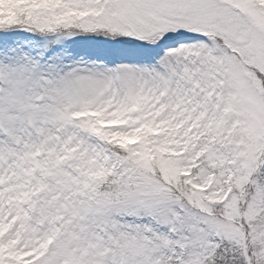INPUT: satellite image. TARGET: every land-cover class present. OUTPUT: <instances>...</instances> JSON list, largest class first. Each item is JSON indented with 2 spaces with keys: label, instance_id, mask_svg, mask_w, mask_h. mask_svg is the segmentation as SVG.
<instances>
[{
  "label": "snow or ice",
  "instance_id": "obj_1",
  "mask_svg": "<svg viewBox=\"0 0 264 264\" xmlns=\"http://www.w3.org/2000/svg\"><path fill=\"white\" fill-rule=\"evenodd\" d=\"M0 264H264V0H0Z\"/></svg>",
  "mask_w": 264,
  "mask_h": 264
}]
</instances>
